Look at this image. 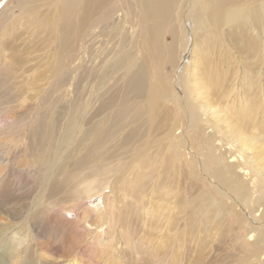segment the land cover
Returning <instances> with one entry per match:
<instances>
[{
  "label": "bare ground",
  "instance_id": "1",
  "mask_svg": "<svg viewBox=\"0 0 264 264\" xmlns=\"http://www.w3.org/2000/svg\"><path fill=\"white\" fill-rule=\"evenodd\" d=\"M16 171L0 264H264V0H0Z\"/></svg>",
  "mask_w": 264,
  "mask_h": 264
},
{
  "label": "rangeland",
  "instance_id": "2",
  "mask_svg": "<svg viewBox=\"0 0 264 264\" xmlns=\"http://www.w3.org/2000/svg\"><path fill=\"white\" fill-rule=\"evenodd\" d=\"M17 31H20L19 28L17 29ZM13 33L16 34V32ZM6 38L7 37H5V39ZM7 39L11 40L12 37L8 36ZM23 56L26 55L23 54ZM3 175L5 180L3 181L2 185V193L0 192V211L1 209L4 210L9 207V200L14 197V195H17V197L20 198L26 197L30 195V193L32 192V188L34 187L32 178L28 176L24 171H16V173L12 175V178L7 175V173ZM5 217L6 216L3 215V213H0V223L3 222L2 220H4ZM42 221V224L40 223L41 225H39V236L41 237V241H43L44 246L48 249L47 252L50 253H48L49 255L52 254L53 256H63L70 253L72 247L79 246V244H77L78 242H80L79 236H77L76 233L71 230V223H65L60 218L50 215H47V217L44 216L42 218ZM210 258L211 253L207 255V258L205 260H210ZM227 261L230 262L228 259ZM223 264H225V262Z\"/></svg>",
  "mask_w": 264,
  "mask_h": 264
}]
</instances>
